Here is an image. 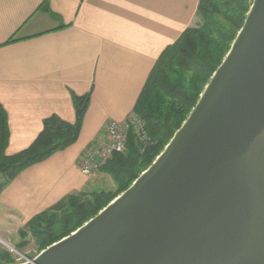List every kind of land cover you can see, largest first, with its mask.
I'll return each instance as SVG.
<instances>
[{
  "label": "water",
  "instance_id": "water-1",
  "mask_svg": "<svg viewBox=\"0 0 264 264\" xmlns=\"http://www.w3.org/2000/svg\"><path fill=\"white\" fill-rule=\"evenodd\" d=\"M13 248L19 264H264V0L126 190L37 255Z\"/></svg>",
  "mask_w": 264,
  "mask_h": 264
},
{
  "label": "crops",
  "instance_id": "crops-1",
  "mask_svg": "<svg viewBox=\"0 0 264 264\" xmlns=\"http://www.w3.org/2000/svg\"><path fill=\"white\" fill-rule=\"evenodd\" d=\"M199 2L0 0V103L10 130L7 155L27 148L51 115L74 122L73 94L92 91L78 140L1 189V242L14 246L13 238L18 244L19 231L36 214L68 194L93 192L96 184L112 180L100 170L86 175L80 155L103 136L109 120H123L134 111L160 54L198 25Z\"/></svg>",
  "mask_w": 264,
  "mask_h": 264
},
{
  "label": "trees",
  "instance_id": "trees-1",
  "mask_svg": "<svg viewBox=\"0 0 264 264\" xmlns=\"http://www.w3.org/2000/svg\"><path fill=\"white\" fill-rule=\"evenodd\" d=\"M253 0H200L199 23L187 28L158 57L136 101L134 111L145 121L153 144L144 146L133 131L126 149L115 153L101 167L116 183L115 189L76 192L32 217L19 233L16 244L24 249L33 239L38 251L66 237L126 190L164 150L200 98L210 78L222 63L243 26ZM11 39L10 41H12ZM92 91L73 94L74 122L58 115L45 118L34 141L13 155L6 154L10 139L8 117L0 103V191L27 167L68 148L78 140ZM14 257L0 249V264Z\"/></svg>",
  "mask_w": 264,
  "mask_h": 264
},
{
  "label": "built area",
  "instance_id": "built-area-1",
  "mask_svg": "<svg viewBox=\"0 0 264 264\" xmlns=\"http://www.w3.org/2000/svg\"><path fill=\"white\" fill-rule=\"evenodd\" d=\"M129 131L136 133L142 142L150 140L145 121L135 111L128 113L123 120L111 119L105 124L103 136L92 141L80 155V169L86 175L93 176L115 153L124 152Z\"/></svg>",
  "mask_w": 264,
  "mask_h": 264
},
{
  "label": "rangeland",
  "instance_id": "rangeland-1",
  "mask_svg": "<svg viewBox=\"0 0 264 264\" xmlns=\"http://www.w3.org/2000/svg\"><path fill=\"white\" fill-rule=\"evenodd\" d=\"M142 142V141H141ZM144 146H149L151 144H153L152 139L150 138V140L148 142H142ZM0 173V182L3 180V175ZM109 179V178H108ZM113 178L112 180H104L101 181L98 185L96 184L95 190L99 191V190H109V189H115L116 188V183H115V187L113 186ZM11 242L13 243V245L16 247V243L14 241L13 238L10 239ZM14 246L12 245H8V244H4L3 242L0 241V249L1 250H8L11 252L12 256L14 257V262L12 264H19L22 263L24 261H26V258L22 256V254H20L15 248H13ZM12 247V249H11ZM17 248V247H16ZM20 252L23 253H27L30 256H35L39 253L38 251V247L36 246L35 242L33 239H30V243L24 248V249H18Z\"/></svg>",
  "mask_w": 264,
  "mask_h": 264
}]
</instances>
